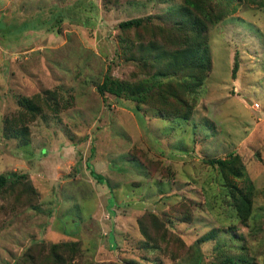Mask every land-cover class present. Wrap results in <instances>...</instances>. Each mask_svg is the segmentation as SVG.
I'll return each mask as SVG.
<instances>
[{"label": "rangeland", "instance_id": "rangeland-1", "mask_svg": "<svg viewBox=\"0 0 264 264\" xmlns=\"http://www.w3.org/2000/svg\"><path fill=\"white\" fill-rule=\"evenodd\" d=\"M182 1L0 0V174L36 189L0 197V264L53 259L55 243L71 264H264V0H234L210 27L213 69L190 121L97 91L108 70L146 76L124 58L120 23ZM17 121L28 144L4 136ZM231 154L243 175L209 163ZM248 181L244 222L233 185Z\"/></svg>", "mask_w": 264, "mask_h": 264}, {"label": "trees", "instance_id": "trees-1", "mask_svg": "<svg viewBox=\"0 0 264 264\" xmlns=\"http://www.w3.org/2000/svg\"><path fill=\"white\" fill-rule=\"evenodd\" d=\"M233 1L183 0L178 5L169 6L163 13L122 21L120 28L125 33V36L121 37L122 49L125 51L124 58L128 61H139L146 76L130 80L116 77L111 70H108L102 82L97 85L98 93L103 97L111 94L117 99H131L137 102L135 107L137 113H140L142 105H149L157 109L154 113L156 117L190 121L198 102L200 89L203 88L206 78L213 69L210 27L226 16ZM154 19L159 23H155ZM132 31L138 35L136 43L128 37ZM22 105L30 111H35L38 106L32 99H25ZM4 136L15 137L22 144H28L30 139L28 127H23L20 121L16 124H7ZM209 163L218 165L225 175L241 176L244 173V164L239 155L231 154L229 159H211ZM248 182L249 185L241 189L233 185L236 189L233 194L238 200L237 213L244 222H247L252 211L254 185L251 181ZM9 196L31 201L36 196V189L24 173L15 171L8 174L1 173L0 197L6 199ZM211 237L205 235L201 240L205 242ZM144 244L158 249L150 239ZM62 246L63 244L60 243L51 246L50 257L53 259L38 260L37 256L26 254L28 259H22L21 262L22 264H71L73 260L58 250V247ZM148 247L145 249L147 250ZM75 250L76 244L73 243L70 252ZM252 262L244 256H227L221 263L252 264Z\"/></svg>", "mask_w": 264, "mask_h": 264}]
</instances>
